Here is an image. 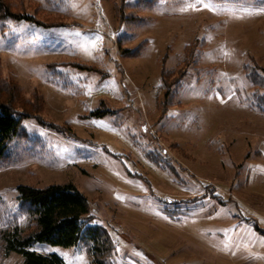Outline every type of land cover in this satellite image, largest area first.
<instances>
[{"label": "rangeland", "instance_id": "obj_1", "mask_svg": "<svg viewBox=\"0 0 264 264\" xmlns=\"http://www.w3.org/2000/svg\"><path fill=\"white\" fill-rule=\"evenodd\" d=\"M3 1L42 24L0 21V101L27 115L0 165V231L31 228L18 185L72 182L109 264L264 257V112L246 67L264 69V0ZM29 249L94 264L85 243Z\"/></svg>", "mask_w": 264, "mask_h": 264}, {"label": "trees", "instance_id": "obj_2", "mask_svg": "<svg viewBox=\"0 0 264 264\" xmlns=\"http://www.w3.org/2000/svg\"><path fill=\"white\" fill-rule=\"evenodd\" d=\"M138 1L147 5L153 4L152 0ZM9 19L42 24L28 13L12 12L11 6L0 0V21ZM135 53L137 51L127 50V54ZM195 57L194 50H190L184 59L185 66H182L185 67L184 70L180 69L175 73L177 78L174 82L178 89L182 85V82L178 84L180 76H183L188 65L195 63ZM246 67L247 76L254 87V103L264 112V69L249 64ZM167 74L164 69L162 79L165 89ZM165 92L164 106L166 107L174 102L175 93H170L167 89ZM96 113L105 114V112ZM26 117L27 115L18 108L0 101V165L9 159L10 143L19 135L22 120ZM37 119L44 123L39 116ZM17 199L20 209L29 219L31 228L25 231L16 224L0 231V254L8 255L13 251L21 253L24 255V261L20 264H68L57 253L42 254L29 247L36 242L63 247L85 243L89 247L94 264H109L114 249L112 239L103 226L92 223L94 216L90 212L88 199L74 183H55L45 187L21 184L17 186Z\"/></svg>", "mask_w": 264, "mask_h": 264}, {"label": "crops", "instance_id": "obj_3", "mask_svg": "<svg viewBox=\"0 0 264 264\" xmlns=\"http://www.w3.org/2000/svg\"><path fill=\"white\" fill-rule=\"evenodd\" d=\"M258 235L256 236L255 238V243H254V246L256 249H259L260 246H263L264 245V235L263 234H259L257 233ZM256 253H258V255H255V258L252 259V261H254L252 264H264V257L260 254V251L256 250L255 251ZM257 256H260V257H257ZM243 261H242V264H248V263H245L244 260L246 257H243Z\"/></svg>", "mask_w": 264, "mask_h": 264}]
</instances>
